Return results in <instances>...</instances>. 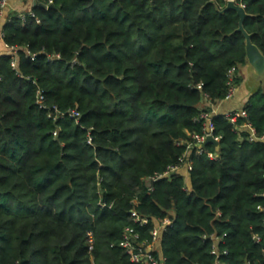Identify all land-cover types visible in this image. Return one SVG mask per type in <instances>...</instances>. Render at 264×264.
<instances>
[{"label":"trees","instance_id":"obj_1","mask_svg":"<svg viewBox=\"0 0 264 264\" xmlns=\"http://www.w3.org/2000/svg\"><path fill=\"white\" fill-rule=\"evenodd\" d=\"M35 2V18L2 28L16 65L0 58V264H131L118 247L124 229L146 240L170 215L158 241L164 264H264V143L246 141L244 120L213 118L219 150L204 153L217 161L193 152L189 173L151 191L144 181L180 165L210 111L204 97L223 101L228 72L246 66L226 0ZM237 3L264 55V0ZM38 91L48 108L80 117L49 119ZM243 110L264 135V83Z\"/></svg>","mask_w":264,"mask_h":264},{"label":"built area","instance_id":"obj_2","mask_svg":"<svg viewBox=\"0 0 264 264\" xmlns=\"http://www.w3.org/2000/svg\"><path fill=\"white\" fill-rule=\"evenodd\" d=\"M8 0H1L0 1V16L2 14V9L6 5V2ZM117 1V0H115ZM227 1H234L236 4L240 0H226ZM52 4V2H49V5ZM241 6V5H240ZM17 19H19L21 22H25L27 18H35L34 14L32 12L29 13H20L17 16H15ZM9 21V20H8ZM7 21V22H8ZM9 48V47H8ZM10 53L8 56H12V62L11 65L14 68L16 65L15 61V55H16V49L9 48ZM31 60L33 61L35 56H30ZM59 60V57L56 55L48 57L49 62H56ZM238 73L235 68H232L228 74H227V94L222 102H228L231 100L234 96L236 87L233 85L234 80L236 77H238ZM201 87L198 86V89ZM44 97L42 95L41 91L37 92V99L36 104L40 107V109L47 111V117L49 119H53L54 121L63 120L65 118H71V119H78L80 115L76 110H69L65 113H61L57 110L55 107L48 108L44 103ZM204 105H209L207 97H204ZM203 108V107H202ZM210 108V111L205 113H201L199 120L201 121V132L199 134H194L190 136L191 141L186 145V150L184 155L180 159V165L175 167H169L163 174L154 175L153 177L144 179L146 187L149 189V191L152 190V185L159 179L163 177H168L173 173L179 172L181 169H183L186 173H189L192 168L191 165L188 162V159L191 155V153L196 152L198 155L206 154L209 159L217 161L218 160V152L215 153H204V148H201V145L205 142L206 138L211 137L215 141L219 143V138L214 136V126H213V118L218 116L219 114L214 111L211 106L207 107ZM226 120H228L231 124L235 125L238 120H244L245 122L240 125L237 130H243L246 131V141L248 143H256V142H263L264 143V135L259 136L255 129L247 122V113L243 109L238 111H230L226 112L222 115ZM87 144H91V136L90 133L87 134ZM177 145L180 146V143ZM100 209H111L112 205H106L102 202L98 204ZM258 210L260 212H264V208L258 207ZM131 217L134 219L135 223L138 224L139 227H143L148 225L149 220L147 218H141L137 215V213L134 210L130 211ZM155 226L151 233L149 234V238L146 240H142L141 236L137 233H134L132 229L125 228L122 232L121 240L118 244V247L122 249L126 256L129 259V262L131 264H164L165 259L159 258L160 250L158 246V241L160 234L168 227L172 226V217L167 216L165 219L154 222ZM204 239H207V237H204ZM211 240H213L217 244L219 242H223L222 239H217L214 236L210 237ZM255 242H259L258 238L254 237ZM93 235L90 231L86 233V244H87V250L90 253L93 248ZM214 250V247H213ZM218 264V263H215Z\"/></svg>","mask_w":264,"mask_h":264},{"label":"crops","instance_id":"obj_3","mask_svg":"<svg viewBox=\"0 0 264 264\" xmlns=\"http://www.w3.org/2000/svg\"><path fill=\"white\" fill-rule=\"evenodd\" d=\"M35 0H8L2 9L0 16V58L8 56L10 49L5 45L2 38V28L4 24L12 17L20 13H29L32 11ZM238 75L242 79V83L236 88L234 96L228 102H218L214 105H204L216 111L217 114L223 115L226 112L238 111L243 109L250 95L255 93L262 87V83L254 82L249 75V67L246 65L243 69L239 70Z\"/></svg>","mask_w":264,"mask_h":264},{"label":"water","instance_id":"obj_4","mask_svg":"<svg viewBox=\"0 0 264 264\" xmlns=\"http://www.w3.org/2000/svg\"><path fill=\"white\" fill-rule=\"evenodd\" d=\"M36 5V2L34 6ZM228 11H232L238 17V28L235 33H239L244 38V46H245V61L246 65L249 67V75L250 78L254 82L264 83V55L258 50V48L253 45L251 38L244 29V22L250 16L246 14L244 8L234 1H227L225 8L221 11V13H225ZM207 145H213L215 150H219V143L215 141L213 138H206L205 142L201 145V148H205Z\"/></svg>","mask_w":264,"mask_h":264}]
</instances>
